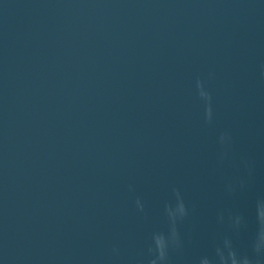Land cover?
Returning <instances> with one entry per match:
<instances>
[{"label": "water", "instance_id": "obj_1", "mask_svg": "<svg viewBox=\"0 0 264 264\" xmlns=\"http://www.w3.org/2000/svg\"><path fill=\"white\" fill-rule=\"evenodd\" d=\"M245 259L264 0H0V264Z\"/></svg>", "mask_w": 264, "mask_h": 264}, {"label": "clouds", "instance_id": "obj_2", "mask_svg": "<svg viewBox=\"0 0 264 264\" xmlns=\"http://www.w3.org/2000/svg\"><path fill=\"white\" fill-rule=\"evenodd\" d=\"M202 96H207L206 93H204L203 91L201 92ZM262 245H257L256 246V251L259 252L261 250ZM233 264H235V262H233ZM243 264H249V261L247 259L244 260Z\"/></svg>", "mask_w": 264, "mask_h": 264}]
</instances>
